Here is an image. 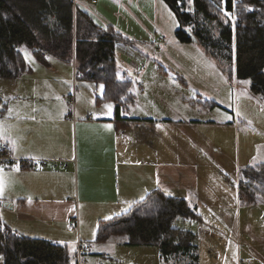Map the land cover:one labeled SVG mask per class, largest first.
I'll use <instances>...</instances> for the list:
<instances>
[{
    "label": "crops",
    "instance_id": "obj_1",
    "mask_svg": "<svg viewBox=\"0 0 264 264\" xmlns=\"http://www.w3.org/2000/svg\"><path fill=\"white\" fill-rule=\"evenodd\" d=\"M78 6L98 26L112 25L132 43L161 49L162 63L177 75L178 89L188 93L174 89L175 96L156 97L159 105L148 106V114L128 116L133 122L118 126L114 104L105 99L102 84L99 95L88 87L89 100L80 96L71 102V95L66 99L82 80L74 59L65 62L23 50L30 52L31 60L17 77L20 82L8 98L0 94V140L9 145L13 157L37 166L0 173L1 224L7 227L8 217L13 220L7 227L11 231L68 247L73 232L68 225L75 217L83 213L97 223L111 219L156 189L186 200L200 220L205 211L214 221L225 210V197L218 183L209 181L210 168L218 166L225 153L203 130L228 127L233 133L236 128L213 115L233 113V96H228L232 88L225 75L199 47L176 41L177 19L161 0H97L95 5L80 1ZM160 38L164 42L158 47ZM128 40L117 42L116 52ZM3 202L7 209L1 207ZM190 229L185 231L193 233ZM81 233L78 229L76 237ZM194 244L196 264H204L200 252L206 247ZM149 248L159 253V264H187L180 256L163 263L159 249Z\"/></svg>",
    "mask_w": 264,
    "mask_h": 264
},
{
    "label": "trees",
    "instance_id": "obj_2",
    "mask_svg": "<svg viewBox=\"0 0 264 264\" xmlns=\"http://www.w3.org/2000/svg\"><path fill=\"white\" fill-rule=\"evenodd\" d=\"M161 1L177 19L176 41L201 48L230 80L249 81L250 93L264 106V0ZM126 40L114 26H98L72 0H0V78L15 79L25 71V49L74 59L77 77L104 86L118 126L133 122L126 114L135 103L132 81L121 78L115 57V44ZM238 188L251 203L264 197V164L245 167ZM197 217L186 200L156 189L127 212L99 221L95 241L119 238L123 246L158 248L163 263L180 256L196 264L193 233L174 224ZM0 254L4 264H77L67 246L17 234L1 222Z\"/></svg>",
    "mask_w": 264,
    "mask_h": 264
},
{
    "label": "rangeland",
    "instance_id": "obj_3",
    "mask_svg": "<svg viewBox=\"0 0 264 264\" xmlns=\"http://www.w3.org/2000/svg\"><path fill=\"white\" fill-rule=\"evenodd\" d=\"M160 50L132 43L130 39L127 44L117 48L115 57L120 76L126 74L132 81L131 92L135 97L134 106L126 114L129 117L148 114L146 113L149 111L148 106L159 105L156 104V97L164 99L167 95L175 96L174 89L179 90L181 95L188 93L178 89L177 75L162 63ZM23 56L26 63L30 62V52L23 51ZM207 58L213 67L216 66L220 70L216 61ZM139 64L143 66L142 70H139ZM220 72L224 75L221 70ZM224 77L232 88L228 96H233V115L230 116L228 112L224 115L220 111L213 115L217 120L227 119L233 122L236 128H233V133L228 127L226 129L215 127L203 131L225 153V156L219 158L218 166L210 168L209 179L211 183H218L219 191L225 197L224 205H221L225 210L217 215L214 221L206 218L209 213L201 211V220L199 217L192 220L177 219L174 227L183 230L193 229V243L196 242L203 249L206 247L200 252L204 264H220V261L222 264H264V197L251 203V196L240 193L238 188L239 173L245 167L264 164V106L259 96L250 93L249 81L241 80L237 83L235 79L230 80L226 75ZM19 82L20 79L17 78L15 80L0 78V94L4 92L8 98ZM61 83L67 84L65 81ZM88 87L97 95L103 89L101 84L78 80L76 83L78 92L72 90L66 99L69 100V95L71 102L73 100L76 102L80 96L84 100L91 99ZM179 94L177 97H180ZM1 207L7 209L8 203L3 202ZM4 220L7 227L13 224V220L10 221L8 217H4ZM78 224L79 232L82 233L77 238L76 233L71 232L68 245V251L74 256L77 264H159V253L155 252L157 250L154 248L120 247L115 245L117 242L121 245L119 238H112L105 243L96 242L98 223L86 214L82 213L78 217ZM197 226L201 230H197ZM212 231L214 233H211ZM78 239L83 248H88L80 254L77 247ZM208 249L218 250L209 253Z\"/></svg>",
    "mask_w": 264,
    "mask_h": 264
},
{
    "label": "built area",
    "instance_id": "obj_4",
    "mask_svg": "<svg viewBox=\"0 0 264 264\" xmlns=\"http://www.w3.org/2000/svg\"><path fill=\"white\" fill-rule=\"evenodd\" d=\"M84 3L95 5L97 3V0H81ZM73 7H76L79 5V0H72ZM164 42V38L158 39L156 45L160 47ZM42 55H47V52L45 50L41 51ZM142 68V65L139 66ZM90 118V117H89ZM62 164H59L57 162L56 166H59ZM37 165L35 163H27L22 160L16 159L11 155L10 147L7 143L0 140V173L5 169H10L12 167H18L20 169H35ZM78 219H73L69 225H68V231H74L75 233L78 232ZM78 247V254H80L82 251L87 250V248H83L78 240L77 243ZM4 258L0 254V264H4Z\"/></svg>",
    "mask_w": 264,
    "mask_h": 264
},
{
    "label": "snow or ice",
    "instance_id": "obj_5",
    "mask_svg": "<svg viewBox=\"0 0 264 264\" xmlns=\"http://www.w3.org/2000/svg\"><path fill=\"white\" fill-rule=\"evenodd\" d=\"M105 108L108 109V111L110 112L111 109H112V105H111V104L105 105ZM17 170H18V169H17Z\"/></svg>",
    "mask_w": 264,
    "mask_h": 264
}]
</instances>
